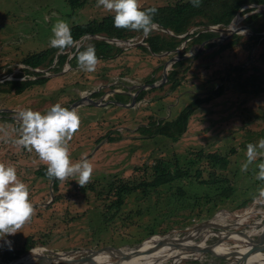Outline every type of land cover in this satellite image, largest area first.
<instances>
[{"label":"rangeland","instance_id":"1","mask_svg":"<svg viewBox=\"0 0 264 264\" xmlns=\"http://www.w3.org/2000/svg\"><path fill=\"white\" fill-rule=\"evenodd\" d=\"M181 1L184 0H139L143 8L174 6ZM107 15L111 13L102 6L97 7L96 0H87L79 10L70 9L65 0H0V78H11L9 84L0 83V89L10 88L14 82L23 78H37L31 73L32 70L25 72L22 69V62L28 55L51 48V28L58 18L73 26L91 20H102ZM237 26L251 28L250 23H243L242 20ZM156 30L158 33L163 31ZM190 30L202 31L203 28ZM142 37L131 42H138ZM187 44L188 40L183 41L178 47L181 48L179 52L165 56L152 55L131 47L122 50L118 57L110 61L99 60L93 73L82 71L74 58L71 65L66 67L67 73L49 77L44 84H34L19 95L13 93L14 89L11 93H0V109L19 111L31 108L43 114L56 103L68 106L74 101L77 97L74 95V88L87 92L93 86L94 91L104 94L102 97L106 98L108 93L122 91L134 83L142 84L152 78L158 79L157 83L165 61L175 55L199 49L196 44L185 52ZM213 49H208L205 45L198 54L203 57L197 60L194 57L181 66V71L188 68L182 84L168 96H165L168 89V85H165L163 89L144 90L147 92L144 99L129 103L128 107L108 105L100 109L85 106L77 109L81 125L69 142L70 159L74 163L87 159L93 164L92 179L85 187H96V191L88 189L82 192L76 182L77 177L60 181L57 189H54L53 181L37 172L40 167L46 166L37 154L14 143L19 138L17 114L11 113L0 118V162L16 167L18 178L29 187V198L35 208V214L19 232L0 238V264L15 260H9V255L19 250L28 237L33 238V249H39V252L22 259L24 263L38 261L41 255L51 256L62 252H71L74 259L81 260L90 256L88 251L110 248H119L122 252L131 254L146 242L166 236L181 237V230L203 221L194 219L182 227L183 218L180 216L186 214L187 210L181 209V204L178 207L170 205L169 209L163 208L165 216L161 221L155 218L159 213L158 208H154L148 216L139 214L138 211L145 204H141L136 194H132L124 200L125 204L117 219L108 224L102 215V206L107 202H103L102 196L106 197L108 186L118 180L139 182L147 178L150 170L146 172L144 166L150 167L157 157L171 160L176 154L180 163L186 164L195 157L190 151L226 154L234 147L237 153L235 156L231 155L230 162L233 170L239 171L240 165L246 161L247 144H255L264 138V62L258 60L256 50L250 49L249 52L240 44L233 49L212 54ZM54 62L55 68L49 69L50 74L63 70ZM241 64L247 68L240 80L234 78L232 82L226 77L222 79L230 65ZM253 65L257 70L252 68ZM255 85L259 86L256 93L252 89ZM219 86L223 88L221 95H214L208 103L195 110L188 122L187 131L178 142L165 140L159 144L154 143L152 140H145L147 135L137 131L151 120H173L190 101L197 96L211 95ZM243 86V89L239 88ZM108 138H112V142ZM196 188V191L200 190ZM100 192H104L101 197ZM158 197H153L151 201L158 202L161 208L169 205L165 204L164 198ZM257 210L264 212V189L248 205L230 212H251L244 225L259 221L263 224L264 219L254 213ZM220 218L223 220L221 224L236 221L231 216ZM261 224L253 227L241 225L223 231L242 232L248 235L249 240H255L264 233V225ZM150 230L154 233L149 234ZM200 238L201 236L195 241ZM210 245H214L215 249L209 250L207 247ZM255 252L263 254L264 247ZM245 254L247 251L239 242L211 236L205 248L199 249L189 258L181 257L173 264H227ZM119 261L118 256L111 255L106 264Z\"/></svg>","mask_w":264,"mask_h":264},{"label":"trees","instance_id":"2","mask_svg":"<svg viewBox=\"0 0 264 264\" xmlns=\"http://www.w3.org/2000/svg\"><path fill=\"white\" fill-rule=\"evenodd\" d=\"M65 1L70 9L79 10L85 5L87 0ZM249 4H264V0H200L199 7H193L191 0H184L174 6L166 5L155 7L157 13L154 16V24L157 25L160 30L167 29L172 34L163 31L158 33V30L153 29L151 34L144 40L146 45H140L137 49L152 55L153 53L158 55L168 51L172 52L177 49L183 41L188 40L187 47L185 48V52H187L191 46L217 37L218 33L214 31L205 32L203 30H198L185 37L180 38V35L185 34L190 28L198 27L207 29L209 26L225 27L230 23V20L234 18L242 6ZM249 11H251L250 8L244 9L240 12V15H244ZM242 21L243 23H250V31L254 32L255 35L250 34L243 36L234 34L228 41L218 46H216V43L206 44L207 48H215L211 52L213 54L215 52L219 53L227 49H233L237 44H240L248 51L250 49L256 50L258 53V60L260 59L261 62H264V37L256 35L264 31V13L250 15ZM70 28L73 39L76 42L86 35H103L107 38H117L120 40H135L143 35L142 32L114 28L112 14L105 16L102 20H91L85 24L70 26ZM83 43L79 51L85 50L90 44L94 45L98 59L103 61L116 58L123 50L114 44L97 39H87L86 42L84 41ZM56 51L59 50L51 47L48 50L28 55L24 58L23 63L33 69L42 67L43 65H49ZM199 57L203 56L197 55L194 59L197 60ZM64 58L65 55L59 56V64L64 62ZM188 61L189 59L180 60L175 62L172 66V70L168 73V81L165 84L168 85L165 96L174 93L180 88L184 73L188 69L186 68L181 71L180 68ZM252 64L255 65V63ZM254 65L252 68L257 70L255 69L257 67ZM246 68L247 67L243 64L230 65L229 70L222 76V79L226 77L228 81L232 82L234 78L240 80ZM157 80L156 78H152L147 82L154 83ZM45 81L46 79H37L25 80L17 83L14 82L13 93L19 95L32 85L44 83ZM164 86L160 87V89H163ZM244 87L245 86L239 88L243 89ZM258 87L255 85V87L252 88L254 93L258 92ZM4 91L6 92L9 90ZM222 91L223 88L219 86L211 95H206L205 97L197 96L180 110L178 116L173 120H151L148 125L140 127V131H142V134L147 135L146 140H152L154 143L159 144L165 142V140L176 143L187 131L188 122L194 112H196L195 110L200 108L203 104L208 103L214 95H221ZM146 93V91L140 93L136 98V102L142 101ZM236 153L237 151L234 147H231L229 153L226 154L216 152L204 153L203 150L190 151V154H194V158L196 159L193 158L186 164H181L176 154L172 156L171 160H167L163 157L155 158L150 167L144 166L146 172L148 169L150 170V172L147 173V178L139 182L118 180L112 183L111 186H108L109 190L106 191L107 195L104 198L102 196L104 192H100L99 197L102 196L103 202L107 201L102 206L104 221L109 224L117 219L118 213L125 204L124 200L132 194H136L141 204H145V206L141 207L138 211L139 214L148 216L154 208H158L159 213L155 216L158 221H161L165 216L164 212H162L163 208L169 209L171 208L170 205L178 207V204H181V209L187 210L186 214L180 216L183 218L181 222L182 227L192 222L194 219L204 220L210 218L221 209L234 211L245 207L256 194H259V192L264 189V181L256 178L259 171L257 165L264 162V158H258V161L254 163V165L251 164L246 172L241 171V167L239 171H234L231 166L230 157L231 155L235 156ZM37 172L39 175L49 178L46 175V168L41 167ZM51 180L53 181L54 189H57L60 181L55 178ZM195 188H200V190L196 191ZM80 189L82 192H86L88 189L96 191L97 188L93 186H84L83 188L80 187ZM155 196H160L158 197L159 199L164 198L165 204L169 205L163 206L162 208L159 207L158 202L151 201ZM152 233L154 232L150 230L149 234ZM34 247L35 242L33 238H26L20 249L9 255V260L19 258L22 254ZM33 251V253H37L39 249Z\"/></svg>","mask_w":264,"mask_h":264},{"label":"clouds","instance_id":"3","mask_svg":"<svg viewBox=\"0 0 264 264\" xmlns=\"http://www.w3.org/2000/svg\"><path fill=\"white\" fill-rule=\"evenodd\" d=\"M96 3L97 7L102 6L112 14L113 27L116 29L142 32L147 37L155 27L154 16L157 9L143 8L139 0H96ZM191 3L193 7H199L200 0H191ZM51 32L50 47L64 52L76 46L77 42L73 39L67 21L58 18ZM77 52L78 67L87 73L95 72L100 62L95 46L90 44L85 50ZM17 117L20 124L19 138L14 143L37 154L39 160L46 165L49 179L65 181L69 177H77L76 182L81 188L91 181L93 164L87 159L75 163L70 159L69 142L81 125V117L76 109L56 103L43 114L31 108L21 109ZM258 157H264V138L255 144H247L246 161L241 165V171H248ZM257 167L259 171L256 178L264 181V162ZM29 196V187L18 178L16 167L0 162V238L19 232L35 214Z\"/></svg>","mask_w":264,"mask_h":264},{"label":"water","instance_id":"4","mask_svg":"<svg viewBox=\"0 0 264 264\" xmlns=\"http://www.w3.org/2000/svg\"><path fill=\"white\" fill-rule=\"evenodd\" d=\"M250 8L251 11L244 15H240V12L243 11L244 9ZM264 13V4H249V5H244L240 8V10L236 13L233 19L230 20V23L225 26V27H220V26H209L207 29H203V31H214L218 33L217 37H214L212 39L206 40L203 43L197 44L199 49L196 52H192L191 50L188 51V53L183 54V55H175L171 57L169 60L164 62L163 68H162V74H161V79L156 83H144L140 86L139 91L136 94H139L141 91H144L146 89H151V88H160L164 86L167 81H168V71L171 69V67L175 64V62L180 61V60H191L194 57H196L198 54L201 53V49L204 48V46L208 43H216V46L224 43L226 40L230 39L234 34H240L243 36L254 34V32L250 31L248 28H240L237 26V24L243 20L244 18L254 15V14H263ZM155 25V24H154ZM220 27V28H219ZM198 28V27H197ZM153 29H159L157 25ZM163 30V29H162ZM163 32L172 34L169 30L165 29ZM191 30L187 31L185 34L180 35L179 37H185L187 35L192 34ZM256 35L263 36L264 37V31L257 33ZM85 39H97V40H102L110 44H114L118 47H136L140 45H146L144 40L146 37L143 35L140 41L136 43H131L132 39L128 40H120L117 38H107L99 35H86L81 37L76 44V49L75 51L78 50V48L81 45V41ZM187 41V40H186ZM185 42V41H184ZM181 50V48H177L173 50L172 52H164L161 54H154L156 56H165L169 55L171 53H177ZM66 65L69 66V58L66 61ZM135 102V99H133L132 103ZM115 104L121 106V107H128L129 104H122L120 102H114ZM92 105V106H98L99 103L93 100L90 97H82L72 103L69 107V109H76L78 107H81L83 105ZM248 216H250L251 212H247ZM256 215H260V217L264 218V212H261L259 210L254 212ZM244 215V214H243ZM221 216H231L233 218H236V221H233L229 224H215L214 221L217 219H220ZM240 218L239 214H234L230 212L227 209H221L218 212H216L212 217L207 218L206 220H203L195 225H193L190 228H186L184 230H181V237L176 238L179 241L176 242H170L167 241L166 239H170L172 237H167L158 239V240H153L150 242H146L142 244L139 248H137L135 251H133L131 254H126L122 252L121 249L119 248H110L102 251H88L90 253L89 257H86L81 260H76L74 257H72L70 254L71 252H62V253H55L51 256H46V255H41L40 259L38 261L34 262H26L24 263L22 259H25V257H28L30 254H32L34 249L29 250L28 252L24 253L22 256L19 258L9 262L8 264H106V261L108 260V257L111 255L118 256L120 258V261L118 263H112V264H124V263H130L133 260L141 257L142 252L145 253L144 255H148L150 257H154L157 255L155 258V261L158 259H161L164 257L163 252L167 253L168 251H174L178 250L180 252H185L188 255H192L196 253L199 249L205 248L206 247V242L209 240L211 236H214L220 240H234L236 242H239L240 244L244 245V250L247 251V254L235 258L232 261H230L227 264H264V253L261 254L257 260H251V257L256 255L255 250L264 247V233L255 240H249L248 235L242 233V232H224V229H232V228H237L241 225L238 222ZM261 223H258V225ZM249 225V224H248ZM244 225V226H248ZM261 225H264L261 224ZM251 226V225H249ZM207 231L204 236H201V238L197 241H195L196 238H198V235H195V232H198L200 230ZM174 237V236H173ZM209 250L215 249L214 245H210ZM33 251V252H32ZM66 254V255H64ZM160 254V255H159ZM159 255V256H158ZM163 255V256H162ZM176 255L173 257L172 260H176ZM170 264V263H169Z\"/></svg>","mask_w":264,"mask_h":264},{"label":"flooded vegetation","instance_id":"5","mask_svg":"<svg viewBox=\"0 0 264 264\" xmlns=\"http://www.w3.org/2000/svg\"><path fill=\"white\" fill-rule=\"evenodd\" d=\"M131 43H136V42H131ZM83 44H81L80 45V47L82 46ZM76 47L77 46H75V47H73V48H69V49H67V50H65L64 52H60V51H56L54 54H53V60H52V62L49 64V65H43L42 67H38V68H31V67H29L28 65H26V64H24L23 62V66H22V69H25L24 71L25 72H28L29 71V69L30 70H32V74H35L36 76H37V78L36 79H33V80H37V79H46V81L48 80V78L49 77H52V76H55V75H58L59 73H62V74H65V73H67V71H65L67 68V65H66V61H67V59L69 58V65H71L70 63H71V61L74 59V58H76V55H77V51H75V49H76ZM80 47L78 48V50L80 49ZM129 48H131V47H125L123 50H127V49H129ZM136 49L138 48V46H136L135 47ZM60 55H65V58H64V62L62 63V64H59V62H60V59H59V56ZM120 55V54H119ZM119 55H117V57L119 56ZM54 61H56V63L58 64V66L60 67L59 69H63L62 71H56L55 73H53V74H50L49 73V69L50 68H55V62ZM108 61H110V60H108ZM46 64V63H45ZM34 76V75H33ZM11 78H8V77H2V78H0V83L1 84H9V80H10ZM161 79V78H160ZM25 80H28L27 78H23V79H21V80H18V81H16V83L17 82H22V81H25ZM45 81V82H46ZM44 82V83H45ZM44 83H40V84H44ZM145 83H149V82H145ZM142 84H144V83H142ZM142 84H132L129 88H127V89H124V90H122V91H117V90H115V91H113V92H111V93H108V95H107V97L106 98H104V97H102L104 94H99V92L98 91H94V87L92 86L90 89H88V91L87 92H84V91H79L78 89H76V88H74L75 90V93H74V95H76L77 97L75 98V100L74 101H72L71 103H69L68 104V106L66 105V106H62V107H67V108H69L70 107V105L72 104V103H74L75 101H77L78 99H80V98H82V97H90V98H92L93 100H95L96 102H98L99 103V105L98 106H92V105H88V104H86V105H83V106H81V107H86V108H92V107H95V108H103V107H107L108 105H117V104H115L114 102H120V103H122V104H129V103H132V101H133V99H135V102L134 103H136V98L139 96V94L140 93H142L143 91H141L139 94H136L138 91H139V89H140V86L142 85ZM13 85H11V87L10 88H2V89H0V93H3V94H7V93H11L12 91H13ZM4 90H9V91H4ZM11 91V92H10ZM130 105V104H129ZM117 106H119V105H117ZM81 107H78V108H76V110L77 109H79V108H81ZM121 107V106H120ZM11 113H14V114H17L18 113V111L17 110H12V109H0V118H2V117H5L7 114H11ZM10 120V119H9ZM18 125L20 126V124H19V122H18ZM17 125V126H18ZM144 126V125H143ZM146 126V125H145ZM142 127V126H141ZM137 131L139 132V133H141L142 134V131H140V127L137 129ZM144 135V134H143ZM145 136V135H144ZM146 137L147 136H145V140H146ZM110 140H112V138H108V141L109 142H112V141H110ZM42 167H44V168H46V166H42ZM41 168V167H40ZM40 168L38 169V171L40 170ZM258 222H256V223H251V226L253 227V226H257L258 224H257Z\"/></svg>","mask_w":264,"mask_h":264},{"label":"bare ground","instance_id":"6","mask_svg":"<svg viewBox=\"0 0 264 264\" xmlns=\"http://www.w3.org/2000/svg\"><path fill=\"white\" fill-rule=\"evenodd\" d=\"M83 41H85V40H82L81 42H83ZM253 203V202H252ZM255 203V202H254ZM244 214V215H243ZM254 214V213H253ZM240 215V218H239V220H238V222L239 223H241V224H244V222L247 220V218H248V213H242V214H239ZM227 217V216H226ZM227 220V219H226ZM223 220L220 218V219H217V220H215L214 221V223L215 224H217V225H219V223L221 224V222H222ZM258 221V220H257ZM258 223H260V221L258 222ZM257 223V224H258ZM225 224H228V223H225ZM260 225V224H259ZM207 231H203L202 229L200 230V231H198V232H195L194 234L195 235H198V236H204L205 235V233H206ZM201 233H203L202 235H201ZM176 238H178L177 236H174V237H172V238H170V239H166L167 241H170V242H176V241H179V240H177ZM145 253H143L142 252V255H141V257H139V258H137V259H135V260H133L132 262H130V263H124V264H163V263H166V264H173L174 262H176V260L178 261V259L179 258H181V257H183V258H189L191 255H188V254H186L185 252H180V251H178V250H174V251H168L167 253H165V252H163V253H161V254H163L164 255V257H162L161 259H158L157 261H155V258L157 257V255H155L154 257H150V256H148V255H144ZM64 255H66V254H64ZM160 255V254H159ZM158 255V256H159ZM162 255V256H163ZM176 255V260H172L173 259V257ZM258 255H260V256H262L261 254H254V256H252L251 257V260H257L260 256H258ZM169 262V263H168Z\"/></svg>","mask_w":264,"mask_h":264}]
</instances>
